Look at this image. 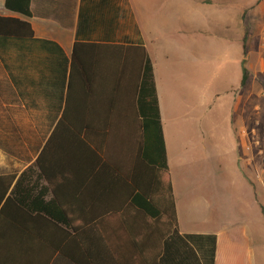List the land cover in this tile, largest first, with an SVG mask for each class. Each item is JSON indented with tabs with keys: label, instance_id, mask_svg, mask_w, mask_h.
I'll return each instance as SVG.
<instances>
[{
	"label": "crops",
	"instance_id": "obj_1",
	"mask_svg": "<svg viewBox=\"0 0 264 264\" xmlns=\"http://www.w3.org/2000/svg\"><path fill=\"white\" fill-rule=\"evenodd\" d=\"M30 11L26 17L0 0V15L26 19L34 31L32 39H0V142L4 135L36 143L19 166L0 144V174L20 173L39 153L67 94L73 120H91L94 94L103 96L116 76L108 66L115 45L143 46L152 62L169 170L166 125H194L206 93L233 111L246 107L264 80V0H30ZM174 196L179 233L216 236L214 264H252L247 228L211 225L200 200L185 210ZM230 228L245 239L228 240Z\"/></svg>",
	"mask_w": 264,
	"mask_h": 264
},
{
	"label": "trees",
	"instance_id": "obj_2",
	"mask_svg": "<svg viewBox=\"0 0 264 264\" xmlns=\"http://www.w3.org/2000/svg\"><path fill=\"white\" fill-rule=\"evenodd\" d=\"M5 6L31 16L30 0ZM32 38L28 20L0 15V39ZM113 47L91 120H73L67 94L39 153L0 174V264H214V234L179 233L152 62Z\"/></svg>",
	"mask_w": 264,
	"mask_h": 264
},
{
	"label": "rangeland",
	"instance_id": "obj_3",
	"mask_svg": "<svg viewBox=\"0 0 264 264\" xmlns=\"http://www.w3.org/2000/svg\"><path fill=\"white\" fill-rule=\"evenodd\" d=\"M261 84L251 87L246 107L233 111L206 93L204 112L195 111L199 121L164 127L178 203L187 210L198 199L211 225L247 228L252 264H264V80ZM1 137L0 144L12 151L10 165L34 154L35 142ZM238 232L230 228L228 240L239 242Z\"/></svg>",
	"mask_w": 264,
	"mask_h": 264
}]
</instances>
